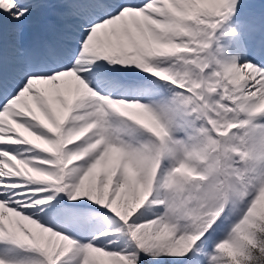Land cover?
<instances>
[{
    "label": "snow or ice",
    "instance_id": "6c2138e0",
    "mask_svg": "<svg viewBox=\"0 0 264 264\" xmlns=\"http://www.w3.org/2000/svg\"><path fill=\"white\" fill-rule=\"evenodd\" d=\"M0 264H264V0H0Z\"/></svg>",
    "mask_w": 264,
    "mask_h": 264
}]
</instances>
